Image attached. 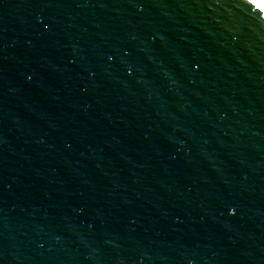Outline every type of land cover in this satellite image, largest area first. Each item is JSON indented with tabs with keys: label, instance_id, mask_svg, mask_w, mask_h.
Here are the masks:
<instances>
[{
	"label": "water",
	"instance_id": "1",
	"mask_svg": "<svg viewBox=\"0 0 264 264\" xmlns=\"http://www.w3.org/2000/svg\"><path fill=\"white\" fill-rule=\"evenodd\" d=\"M264 0H0V264H264Z\"/></svg>",
	"mask_w": 264,
	"mask_h": 264
},
{
	"label": "snow or ice",
	"instance_id": "2",
	"mask_svg": "<svg viewBox=\"0 0 264 264\" xmlns=\"http://www.w3.org/2000/svg\"><path fill=\"white\" fill-rule=\"evenodd\" d=\"M260 6H261V7H264V3H262Z\"/></svg>",
	"mask_w": 264,
	"mask_h": 264
}]
</instances>
